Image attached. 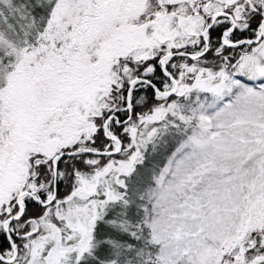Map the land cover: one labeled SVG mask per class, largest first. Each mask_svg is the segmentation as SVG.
<instances>
[{"label":"snow or ice","instance_id":"obj_1","mask_svg":"<svg viewBox=\"0 0 264 264\" xmlns=\"http://www.w3.org/2000/svg\"><path fill=\"white\" fill-rule=\"evenodd\" d=\"M0 264H264V0H0Z\"/></svg>","mask_w":264,"mask_h":264}]
</instances>
